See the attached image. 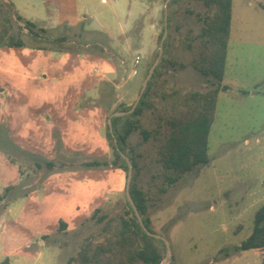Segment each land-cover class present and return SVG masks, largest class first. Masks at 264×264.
<instances>
[{
  "label": "rangeland",
  "instance_id": "374dc122",
  "mask_svg": "<svg viewBox=\"0 0 264 264\" xmlns=\"http://www.w3.org/2000/svg\"><path fill=\"white\" fill-rule=\"evenodd\" d=\"M5 1L48 33L38 43L25 31L24 47L0 48V195L15 187L9 206H0V264H67L87 236L103 239L92 220L97 208L111 216L123 213L127 174L111 167L47 176L46 168L36 170L23 153L56 161L57 169L73 161H113L106 138L109 118L117 106H133L139 97L160 51L167 0ZM261 5L264 0H233L222 81L229 90L218 97L210 163L162 194L164 172L156 163L153 139L144 141L139 132L129 139L139 164L133 176L148 195L151 227L169 241L178 264H264V251L236 250L251 235L264 205ZM210 13L196 0L176 5L165 41L168 63L155 82L156 109L143 118L152 134L160 116L174 103L181 106L185 94L213 89L192 66L196 54L188 49L202 31L197 15ZM60 37L68 42L57 48L74 53L36 48L53 47L49 40ZM105 83L116 87L108 110L91 105L110 97L101 92Z\"/></svg>",
  "mask_w": 264,
  "mask_h": 264
},
{
  "label": "trees",
  "instance_id": "16d2710c",
  "mask_svg": "<svg viewBox=\"0 0 264 264\" xmlns=\"http://www.w3.org/2000/svg\"><path fill=\"white\" fill-rule=\"evenodd\" d=\"M202 2L211 11L207 16L197 15L203 23L201 33L194 38L195 44H189L188 49L195 51L192 61L194 69L207 82L213 85V89L202 92H189L184 95L182 105L172 104V111L165 112L160 116L158 129L152 134L151 131L143 127V118L149 111L156 109L153 98L155 92V82L162 77V69L166 63L167 44L165 42V52L161 58V63L157 66L146 92L141 98L138 106L131 114L116 116L112 118L113 134L109 124L106 129V138L113 149V161L105 157L92 161L76 162L70 165L57 167V162L43 159L35 154H24L27 159L33 161L36 170L46 168L48 175L61 170L79 169H105L111 167L121 170L127 174L129 165L121 153L125 154L131 161L133 169L139 170V164L133 155L134 148L129 146V139L135 132H139L144 141L153 139L156 148V163L161 166L164 172V187L160 193H167L168 190L178 183L185 174L192 173L210 163L209 156V135L215 122V115L218 97L221 91H227V86H222L225 74L228 43L232 26V6L233 0H196ZM180 0H171L168 5V27L176 15V5ZM264 9V6L261 5ZM165 18V10H164ZM22 23L16 26V22ZM25 31L38 43H43V36L48 31L39 28L35 23L30 22L20 16L5 0H0V48H21L26 45L24 40ZM161 34V39L164 35ZM47 40H49L47 38ZM53 47L38 46L39 50L53 52H72L63 47H59L68 42L67 37L49 40ZM82 53V52H81ZM174 65V63H171ZM185 64H180V68H185ZM212 80H215L213 82ZM116 87L113 84L102 85L101 92H108L110 97H101L97 101L92 100L91 105L103 106L110 109L114 100ZM97 104H96V103ZM132 106L120 104L114 112H128ZM112 113V114H113ZM114 135V136H113ZM114 138L117 139V146ZM16 162L15 159H11ZM20 173L24 176L22 166ZM46 176V177H47ZM15 189L14 186L6 188L5 193L0 195V206L7 201L8 194ZM131 197L142 217L146 228L155 233L151 227V220L148 217L149 204L147 193L139 186L137 175L133 176L131 187ZM92 220L101 229L103 239L97 241L93 235L87 236L77 248L75 254L67 264H162L167 253V246L164 240L149 236L141 226L136 212L131 203L127 200L123 213L109 215L103 213L101 208H97ZM66 224L60 221V229L65 230ZM237 251H264V205L256 212L251 235L247 240L236 247ZM8 264V260L4 262ZM169 264H178L174 257Z\"/></svg>",
  "mask_w": 264,
  "mask_h": 264
},
{
  "label": "water",
  "instance_id": "95a60500",
  "mask_svg": "<svg viewBox=\"0 0 264 264\" xmlns=\"http://www.w3.org/2000/svg\"><path fill=\"white\" fill-rule=\"evenodd\" d=\"M170 1L171 0H167L166 6H165V31H164V35H163V37L161 39V45H160V51H159L158 57H157L156 61L154 62V64L152 65V67L150 68L149 73H148V75H147V77H146V79L144 81V84L142 86V89L140 91L139 97L137 98L135 104L132 106L131 110L128 111V112H115V113H113L110 116V118H109V128H110V131H111L112 134H113L112 118L116 117V116H124V115L131 114L132 112H134V110L138 106L141 98L143 97L144 93L146 92L148 84H149V81L151 80V78H152L157 66L160 64L161 58H162V56L164 54V44H165L166 38H167L168 33H169V27H168V5H169ZM114 141H115V144L117 146V139L114 138ZM121 154L127 160L128 165H129V171H128V176H127V185H126V195H127L128 201L131 203L132 207L134 208V210L136 212V215H137V218H138L141 226L145 230V232L149 236L156 237V238H159V239H162V240L165 241L166 246H167V253H166V257H165V259H164L162 264H169V261L172 258L171 245H170L169 241L164 236H162L160 234L152 233L144 225L142 217L139 214V212L137 210V207L135 206V203H134V201H133V199L131 197V193H130V187H131V182H132V178H133L132 163H131L130 159L125 154H123V153H121Z\"/></svg>",
  "mask_w": 264,
  "mask_h": 264
},
{
  "label": "built area",
  "instance_id": "2783aa9c",
  "mask_svg": "<svg viewBox=\"0 0 264 264\" xmlns=\"http://www.w3.org/2000/svg\"><path fill=\"white\" fill-rule=\"evenodd\" d=\"M139 62H140V58L138 57V58L136 59V63L139 64Z\"/></svg>",
  "mask_w": 264,
  "mask_h": 264
},
{
  "label": "crops",
  "instance_id": "0c3cea01",
  "mask_svg": "<svg viewBox=\"0 0 264 264\" xmlns=\"http://www.w3.org/2000/svg\"><path fill=\"white\" fill-rule=\"evenodd\" d=\"M92 84H94V83H92ZM92 84H91V85H92ZM120 171H121V170H120ZM121 172H122V171H121Z\"/></svg>",
  "mask_w": 264,
  "mask_h": 264
}]
</instances>
